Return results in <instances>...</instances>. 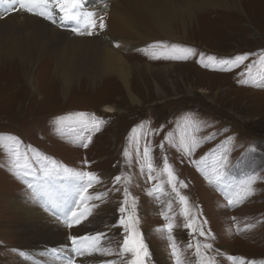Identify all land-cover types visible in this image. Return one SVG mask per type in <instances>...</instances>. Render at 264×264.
<instances>
[{
    "label": "rangeland",
    "instance_id": "1",
    "mask_svg": "<svg viewBox=\"0 0 264 264\" xmlns=\"http://www.w3.org/2000/svg\"><path fill=\"white\" fill-rule=\"evenodd\" d=\"M241 8L202 11L190 23L188 41L158 39L123 50L133 77L135 62L180 66L169 76L155 73L165 91L161 95L153 76L135 77L133 89L141 105L133 104L119 79L110 76L91 84L74 80L67 86L49 59L39 61L35 68L38 92L21 74L0 76V138H4L0 143V264H51V259L67 264L69 257L76 264L113 260L121 264L118 249L127 233L119 220L131 212L133 198L136 227L150 253L145 264H175L172 243L180 250L183 264H199L197 241L213 264H233L228 256L264 264V0H244ZM160 45H178L194 53L186 60L152 58L166 50ZM238 56L247 59L233 63ZM107 104L121 111L106 113ZM94 118L104 122L98 132L86 127ZM9 137L19 141L22 169L13 167ZM193 138L198 146L188 156L181 141L190 143ZM145 147L148 157L143 156ZM125 151L130 157L124 156ZM224 156L228 164L217 182L216 170ZM164 157L178 177L175 183L180 194L188 197V216L163 171ZM64 167L106 176L88 192L107 193L102 203L89 201L98 205L89 217H101L100 221L91 220L81 235L66 227L63 243L53 244V250L47 244L30 245L24 239V220L16 202L45 210L53 205L48 195L58 198L72 185L75 191L77 183L63 172ZM122 174L121 182L114 184L113 178ZM252 176L256 177L255 194L236 203L235 192ZM125 187L130 193L129 209L121 213ZM228 197L234 206H229ZM169 223L173 225L171 241L166 230ZM201 228L205 236L199 235ZM98 231L107 234L104 243L113 254L76 256L70 237ZM204 244L212 247L205 249ZM122 259L130 261L131 254Z\"/></svg>",
    "mask_w": 264,
    "mask_h": 264
},
{
    "label": "bare ground",
    "instance_id": "2",
    "mask_svg": "<svg viewBox=\"0 0 264 264\" xmlns=\"http://www.w3.org/2000/svg\"><path fill=\"white\" fill-rule=\"evenodd\" d=\"M86 1L80 0L81 11L85 17L89 12L95 14V29L87 28L85 25L88 21L84 18L73 23L62 21L63 13L58 8L57 12L54 11V16L58 17L55 24L44 17L23 11L12 12L0 18V67H3L0 68V76L17 77L21 74L33 90L38 92L35 68L39 61L49 59L48 62L63 77L67 86L74 80L91 84L110 76L109 79H119L133 104L141 105L142 99L133 89L135 77L142 78L145 75L146 79L149 75L155 78L157 72L169 76L180 66L173 63L155 66L148 62H135L136 75L133 77L123 50L158 39L188 41L189 26L193 25L190 23L197 20L199 13L219 8L241 10L244 0H90V5H86ZM5 7L6 4H0V13ZM101 16L105 22L103 29L99 28ZM74 28H80L85 33L91 30L93 34L81 35L74 32ZM154 82L157 94H165L160 80L155 78ZM105 108L109 110L105 111L109 114L121 111L113 104H107ZM100 176L105 180V175ZM75 182L77 183L76 180ZM76 187L73 191V185L70 186L58 198L52 194V208L59 217H50L44 209L34 205L27 206V202H16L24 220V239L30 245L37 244L38 247L39 244H47L53 248V244L63 243L68 232L63 223V214L77 200ZM87 203L89 206L96 204L95 201ZM100 218L89 217L88 221L86 219L71 228L81 235L89 228L91 220L100 221ZM50 263L57 264L52 259Z\"/></svg>",
    "mask_w": 264,
    "mask_h": 264
},
{
    "label": "snow or ice",
    "instance_id": "3",
    "mask_svg": "<svg viewBox=\"0 0 264 264\" xmlns=\"http://www.w3.org/2000/svg\"><path fill=\"white\" fill-rule=\"evenodd\" d=\"M0 4H6L7 7L4 8L3 12L0 13V18H3V16H6L12 12L16 11H23L26 13L34 14L37 16L44 17L45 19L50 20L52 23H56V19L54 16V10L58 8L60 12L63 13V16L61 17L62 21H78L82 18L86 19L88 23L85 25L89 29H95L97 27L96 21L93 19L95 16L94 13L89 12L86 14V17L81 11V2L80 0H0ZM105 27L104 18L101 16L99 17V28L103 29ZM74 32H77L78 34L84 35H92L93 32L91 30L87 31V33L80 31V28H74ZM119 46V45H117ZM156 45H152L150 47H155ZM162 48L166 49L164 51H161L159 55L152 54V58L154 59H170V60H186L189 58V55L194 53L193 49L190 48H182L178 45H172L170 47L166 45H160ZM147 54V49L144 50ZM209 59L214 60V57H210ZM247 59V56H238L235 57L233 63H240ZM201 63L204 67H209L208 64H203V60H201ZM221 71H228L229 68H221L219 69ZM243 82V81H242ZM82 117L85 114H80ZM104 123L103 121L93 119L90 121L86 127L89 129V131H100V125ZM4 138H0V143H3ZM88 143L91 142V135L87 136ZM8 145H9V152L11 153L13 157V167L16 169H22L23 166L20 164V151H19V141L16 138H8ZM88 143H83L82 146L84 148L88 147ZM198 146L195 138L191 140V142H185L181 141V147L183 148V151L188 155L191 156L195 147ZM161 148L164 147L163 144L160 145ZM130 153L128 151L124 152L125 157H130ZM143 156L148 157L149 156V149L147 147L143 150ZM45 159H47L45 157ZM87 163V162H86ZM198 163V162H195ZM228 164V158L227 156H224L221 158V161L219 163V168L216 170V180L217 182H221L222 177L224 176L223 169ZM148 169L151 171L153 170V165L151 162L147 164ZM52 171H57L55 167V163L53 162ZM163 171L167 174L168 177V183L171 184L172 191L176 194L178 197L180 203L184 207V215H189V209H188V197L181 195L177 184L175 183L178 180V177L174 174V171L172 169V166L168 163L167 157H164V167ZM63 172L73 178L77 181V200L73 202V205L71 208H69L66 212L63 214V223L66 227L71 228L73 225H79L82 221L86 220L90 215H92V210L96 207H98L97 204H92L89 206L87 203L91 200L100 201L103 202V197L107 195V193H95L94 195L88 194L89 189L93 188L95 184H99L102 182V178L99 177L96 173L91 171H77L71 168L64 167ZM17 175H22V173L17 172ZM122 175H118L113 178L114 184H119L122 180ZM130 179V178H128ZM149 179H154L151 175H149ZM256 182V177L252 176L247 181H245L239 189L235 192L236 197V203L241 202L244 199H247V197L254 195L255 191L253 189V185ZM182 187H187L186 184L183 183V181L179 182ZM29 187L31 188L32 185L29 184ZM116 191H120L119 188L115 189ZM159 191H163L162 188L159 189ZM123 193L125 196V199L122 201L121 207L119 208V211L121 213L128 212L129 209V200L128 197L130 196V193L125 187L123 189ZM228 204L229 206H234V201L232 197H228ZM131 212L127 215V218L121 217L119 220V224L123 226V230L125 233H127L126 236L122 237V243L120 244V247L118 249V256L121 258V264H145V260L147 257L150 256V253L148 251L147 245L144 243V240L142 238V234L137 230V223L138 220L136 217L132 214L135 211V198L132 200L131 204ZM165 219H168L167 216H165ZM207 221H205L206 223ZM188 227H191V225H187ZM248 227H251L248 226ZM173 228V225L169 223L166 227V230L169 232L168 239L171 241L173 240V237L171 236V230ZM239 230V229H238ZM200 236H205V232L202 230L199 231ZM107 234L104 232H96L91 235L86 236H77L73 235L70 237V240L72 242L73 251L76 256H84L88 255L91 256L93 254H100V255H112L113 250L105 245V241L107 240ZM188 247H192L191 244L188 245ZM203 247L205 249H210L212 247L211 244H204ZM172 255L175 257V264H183L182 258H181V252L177 248L175 243H172ZM196 253L199 256V264H213V261L211 258H208L206 253H201V244L199 241H197L195 245ZM126 254H131L132 259L130 261H123V257ZM228 260L232 261L233 264H248L245 258L243 257H233L228 256ZM67 264H76L75 260L72 257H69L67 260ZM103 264H116V261H105Z\"/></svg>",
    "mask_w": 264,
    "mask_h": 264
}]
</instances>
